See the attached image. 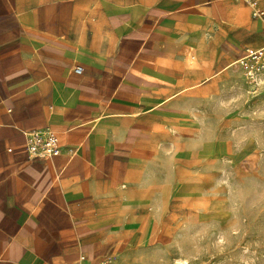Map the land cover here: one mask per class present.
I'll return each mask as SVG.
<instances>
[{
    "label": "crops",
    "instance_id": "obj_1",
    "mask_svg": "<svg viewBox=\"0 0 264 264\" xmlns=\"http://www.w3.org/2000/svg\"><path fill=\"white\" fill-rule=\"evenodd\" d=\"M263 45L245 0H0V264L114 258L151 117Z\"/></svg>",
    "mask_w": 264,
    "mask_h": 264
},
{
    "label": "rangeland",
    "instance_id": "obj_2",
    "mask_svg": "<svg viewBox=\"0 0 264 264\" xmlns=\"http://www.w3.org/2000/svg\"><path fill=\"white\" fill-rule=\"evenodd\" d=\"M223 70L151 117L114 264H264V81Z\"/></svg>",
    "mask_w": 264,
    "mask_h": 264
},
{
    "label": "built area",
    "instance_id": "obj_3",
    "mask_svg": "<svg viewBox=\"0 0 264 264\" xmlns=\"http://www.w3.org/2000/svg\"><path fill=\"white\" fill-rule=\"evenodd\" d=\"M252 8V16L264 19V0H245ZM239 76L250 82L264 78V45L258 48H247L244 53L233 63ZM74 71L82 72L81 66H76ZM26 150L30 158L52 157L61 153L62 147L58 143L56 134L48 127L32 130L26 133ZM14 147L13 142L8 143V148ZM96 264H114L112 258H105Z\"/></svg>",
    "mask_w": 264,
    "mask_h": 264
},
{
    "label": "bare ground",
    "instance_id": "obj_4",
    "mask_svg": "<svg viewBox=\"0 0 264 264\" xmlns=\"http://www.w3.org/2000/svg\"><path fill=\"white\" fill-rule=\"evenodd\" d=\"M262 81H264V78L260 77L258 78L257 83L262 82Z\"/></svg>",
    "mask_w": 264,
    "mask_h": 264
}]
</instances>
